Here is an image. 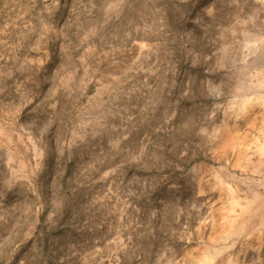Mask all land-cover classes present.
I'll list each match as a JSON object with an SVG mask.
<instances>
[{
    "label": "rangeland",
    "instance_id": "1",
    "mask_svg": "<svg viewBox=\"0 0 264 264\" xmlns=\"http://www.w3.org/2000/svg\"><path fill=\"white\" fill-rule=\"evenodd\" d=\"M0 264H264V0H0Z\"/></svg>",
    "mask_w": 264,
    "mask_h": 264
}]
</instances>
